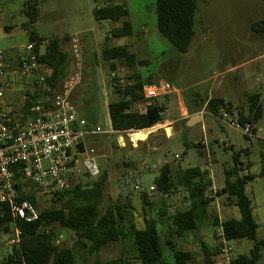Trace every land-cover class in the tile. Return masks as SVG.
I'll list each match as a JSON object with an SVG mask.
<instances>
[{
    "label": "rangeland",
    "instance_id": "rangeland-1",
    "mask_svg": "<svg viewBox=\"0 0 264 264\" xmlns=\"http://www.w3.org/2000/svg\"><path fill=\"white\" fill-rule=\"evenodd\" d=\"M24 1L36 2L39 9L36 22L28 29L24 28L28 22L23 13ZM107 1L121 4L127 10L131 23L129 36L105 42L111 30L120 27L122 22L93 18V9ZM197 6L195 20L199 17L204 25L195 22V36L188 51L179 53L157 31L155 0H100L97 3L93 0H0V51L6 58L25 53V46L31 42L29 31L42 40L40 47L57 38L61 40L60 49L68 53L54 88L25 85L4 93L1 102L18 112L27 93L36 92L37 101L49 106L68 91V99L77 115L102 131L83 137L72 185L90 184L97 179L87 176L81 165L85 159L93 160L99 173L105 172L107 176L101 213L119 200L133 207L138 228L143 227L144 217L147 220L156 217L163 257L169 263L173 259L166 243L168 239L178 249L191 252L193 264L205 261L200 242L207 247L214 262L226 263L237 255L247 254L252 247L249 240H226L224 245L230 251L226 255L221 253L220 230L213 226L214 217L220 221L239 218L237 208L221 194L224 170L233 168L235 154H238L237 162L241 163L237 167L244 169L239 176H255L245 185V195L251 202L252 217L258 225L257 238L264 234V176H259L264 152V112L252 126L255 132L247 136L241 128H232L225 119L214 116L207 101L214 98L229 102L234 118L241 108L247 112L249 95H258L264 108V34L250 31L252 23L264 19V1L197 0ZM64 37H69L70 41ZM103 45L126 46L137 61L145 63L127 67L123 61H115L111 70L110 63L101 58ZM111 73L117 77L116 87L111 86ZM135 75L144 82L145 93L152 86L157 90L154 102L166 108L163 122L144 130V141H132L130 134L133 132L112 134L107 113V105L119 100L115 88L132 83L130 79ZM165 84L171 86L170 93L164 91ZM198 110L202 112L201 122L186 126V117ZM165 128H169L168 134ZM118 137L124 147L118 145ZM164 164L169 165L173 177L178 171L189 168L207 170L212 182L204 194L211 199L206 216L195 231L182 239L172 237L163 221L165 215L161 218L157 214L163 210L162 213L171 215L188 209L192 202L199 206V202L190 199L187 190L178 186L167 195L159 194L156 189L149 190L154 188ZM23 190L27 195H35L39 211L57 207L50 200L52 194L36 187L26 186ZM142 192H146L151 201L150 207L142 205ZM55 230L57 245L73 248L76 264L119 258L125 264H142L138 260L126 261L131 254L125 244L121 247L118 243H107L98 253L90 255L76 245V237L70 231L59 226ZM13 232L11 229L4 233L0 229V261L11 252L9 241ZM259 264H264V250Z\"/></svg>",
    "mask_w": 264,
    "mask_h": 264
},
{
    "label": "trees",
    "instance_id": "trees-1",
    "mask_svg": "<svg viewBox=\"0 0 264 264\" xmlns=\"http://www.w3.org/2000/svg\"><path fill=\"white\" fill-rule=\"evenodd\" d=\"M93 1L97 3L100 0ZM38 12L36 2L24 1L23 13L28 18V22L24 26L25 29L36 22ZM197 13V0H155L157 31L179 53L188 51L195 35V22L204 25V21L199 17L195 20ZM92 15L97 21L122 20L121 26L112 29L105 42H108L110 38H124L131 34V24L127 19L128 13L121 4L107 1L103 6L95 7ZM250 30L257 34L264 33V19L252 23ZM64 38L70 41L69 37ZM29 39L31 42H36L34 51L38 62L43 63L49 70L44 83L36 86L54 88L68 60V53L60 49L61 40L57 38L50 39L43 47H40L42 40L37 38L32 31H29ZM101 58L110 63L111 70L114 68L115 61H123L127 67L145 63L141 60L137 61L135 55L128 51L126 46L108 47L103 45ZM130 80L132 83L123 88H115L119 100L107 105L111 131L118 134L143 131L162 123L166 109L162 104L154 102L157 98L148 101V104L145 105L142 96L144 82L137 75ZM225 103L232 114L234 111L232 105L223 99H208L207 106L210 108V112L218 118L219 108ZM37 104L46 105L37 101L36 92L27 93L18 112L12 109L14 119L22 123L29 115L30 108ZM140 104L144 105L142 112H138L137 108H134ZM263 112L264 108L259 102L258 95L252 94L248 97L247 112L241 108L237 119L241 124L249 123L253 126ZM86 128L92 129L87 122ZM252 132H255V128ZM234 156L235 165L233 168L224 170L225 180L221 194L226 195V200L237 208L239 218L219 221L217 217H214L213 226L221 228L225 240H249L252 242V247L247 254L237 255L228 263H219L211 259L207 247L203 242H200L199 246L205 257L204 264H259L264 250V234L261 238H257L258 225L252 217L251 202L245 195V185L251 182L255 176L245 174L240 177L239 173L244 169L237 167V165L241 166V163L237 162L238 154ZM261 163L260 177L264 176V152L261 154ZM245 169H248V165ZM106 181L107 176L104 172L90 184L79 182L69 189L58 191L50 199L57 204V207H46L39 211L35 195H27L23 190L26 186L33 188L36 186L30 182H23L21 175L16 173L15 188L19 196L18 200L30 201L38 211V218L31 222L15 221V226L20 231L19 245L12 246L11 252L0 261V264H76L73 248L57 245L56 226L70 231L76 237V245L86 249L90 255L98 253L107 243H118L121 247L127 245L129 249L131 256L126 261L138 260L142 264H193L194 255L191 252L178 249L170 239L166 243L172 252L173 262L169 263L164 259L156 217H151L150 220L144 217L143 227L138 228L133 207L126 201L120 202L119 200L109 204L101 213L100 208L104 199ZM211 185L207 170L197 167L189 168L178 171L173 177L168 164H164L160 168L153 189H156L159 194L167 195L178 186L187 190L190 199L199 202V206L192 202L188 209L176 211L171 215L162 213L163 210L157 214L161 218L165 215L163 221H166L172 237L182 239L198 228L199 222L206 216V208L210 204L211 199L205 197L204 194ZM141 203L143 206L150 207L151 205L146 192L141 193ZM197 207L201 208L199 212ZM13 227L8 208L6 205L0 204V229L7 233ZM95 264H125V261L119 258L108 262L96 261Z\"/></svg>",
    "mask_w": 264,
    "mask_h": 264
},
{
    "label": "built area",
    "instance_id": "built-area-1",
    "mask_svg": "<svg viewBox=\"0 0 264 264\" xmlns=\"http://www.w3.org/2000/svg\"><path fill=\"white\" fill-rule=\"evenodd\" d=\"M24 49L22 56L10 59L0 51V204L6 205L13 221L14 232L9 241L12 246L19 245L20 231L15 226V221L31 222L38 218V211L30 201L18 200L16 173L21 175L23 182L34 184L43 193L53 195L69 189L78 167V149L83 144V137L102 132L98 127L86 128L85 120L77 115L68 99V91L52 105L32 106L22 123L14 119L12 109L1 102L4 93L25 85H40L49 74L48 68L37 60L34 43L30 42ZM110 78L111 86L116 87L118 83L115 73H111ZM163 89L167 93L172 91L168 84ZM142 96L147 105L148 101L157 98V90L152 86L145 93L142 89ZM135 108L142 112L144 105L140 104ZM218 118L225 119V123L232 128H241L244 135L253 133L252 125L241 124L232 116L226 103L220 106ZM117 142L120 147H124L120 137ZM81 165L87 176L97 178L100 175L99 167L93 160L85 159ZM149 190L153 188L150 187ZM219 230L223 245L221 253L226 255L230 248L224 245L226 240L220 227Z\"/></svg>",
    "mask_w": 264,
    "mask_h": 264
},
{
    "label": "bare ground",
    "instance_id": "bare-ground-1",
    "mask_svg": "<svg viewBox=\"0 0 264 264\" xmlns=\"http://www.w3.org/2000/svg\"><path fill=\"white\" fill-rule=\"evenodd\" d=\"M166 133H169V128H165ZM146 138V132L145 131H135L132 134H130V139L132 141H144Z\"/></svg>",
    "mask_w": 264,
    "mask_h": 264
},
{
    "label": "crops",
    "instance_id": "crops-1",
    "mask_svg": "<svg viewBox=\"0 0 264 264\" xmlns=\"http://www.w3.org/2000/svg\"><path fill=\"white\" fill-rule=\"evenodd\" d=\"M261 1V0H260ZM262 20V19H261ZM131 24V23H130ZM251 31V30H250ZM252 32V31H251ZM254 33V32H253ZM255 34H257V33H255ZM261 34H264V33H260V34H257V35H261ZM195 36V35H194ZM194 38V37H193ZM192 42V41H191ZM128 84H130V82H128ZM198 105V104H197ZM194 115H198L199 116V122H201V120H202V112H201V110H198L197 112H194V113H191L190 115H188L187 117H186V120H188L190 117H192V116H194ZM82 119H84V118H82ZM85 120V119H84ZM85 122H87V123H90V122H88V121H86L85 120ZM95 127H98V126H96V125H94L93 127H92V129H94ZM144 131V130H143ZM219 220V219H218ZM220 221V220H219ZM195 231V230H194Z\"/></svg>",
    "mask_w": 264,
    "mask_h": 264
},
{
    "label": "water",
    "instance_id": "water-1",
    "mask_svg": "<svg viewBox=\"0 0 264 264\" xmlns=\"http://www.w3.org/2000/svg\"><path fill=\"white\" fill-rule=\"evenodd\" d=\"M199 116L198 115H194L192 117H190L187 122H186V126H190L193 125L196 121H199Z\"/></svg>",
    "mask_w": 264,
    "mask_h": 264
}]
</instances>
